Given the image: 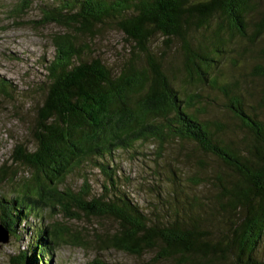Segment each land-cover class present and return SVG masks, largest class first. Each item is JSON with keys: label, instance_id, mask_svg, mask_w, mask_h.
<instances>
[{"label": "trees", "instance_id": "trees-1", "mask_svg": "<svg viewBox=\"0 0 264 264\" xmlns=\"http://www.w3.org/2000/svg\"><path fill=\"white\" fill-rule=\"evenodd\" d=\"M259 1L263 0H58L44 5L35 24L55 25L65 32L52 36L55 54L44 65V98L29 128L35 149L28 152L18 146L11 156L12 163L32 169L34 176L12 198L0 197L1 230L14 238L20 224L30 215L37 216L39 209L72 219L76 208L86 216L114 220L118 231L107 244L133 256L155 252L154 262L171 260L174 264H262L255 253L264 236V122L232 94L227 108L252 139L242 150L225 143L217 129L211 130L188 113L198 96L183 99L161 60H155L148 48L155 35L181 40L185 80L206 81L208 72L216 68L215 58L225 53L220 49L226 44L221 32L245 37V18ZM30 7V0H21L13 10L14 18H21ZM214 17L225 26L217 25L209 44L201 48L204 55H194L187 37L193 30L207 29ZM104 25L115 26L134 42V48L145 55L146 66L138 68L133 58L113 75L100 59H85L86 49L77 44L78 37L93 38L95 29ZM263 34L264 18L254 26L250 42ZM256 72L261 75L262 71ZM6 88L0 78L3 96ZM151 140L159 143L158 158L171 142L192 143L237 177L229 182L216 177L221 190L218 201L224 198L220 206L226 214L223 231L214 235L201 230L200 224L208 219L199 212L207 205L198 200H194L196 212L168 207L161 219H151L123 191L114 154ZM87 166L105 177L102 194L91 195L86 176L76 193L59 188L72 171ZM2 169L0 179L5 180L8 169ZM64 234L60 224L39 227L17 263L51 264L53 248L64 242Z\"/></svg>", "mask_w": 264, "mask_h": 264}, {"label": "rangeland", "instance_id": "rangeland-1", "mask_svg": "<svg viewBox=\"0 0 264 264\" xmlns=\"http://www.w3.org/2000/svg\"><path fill=\"white\" fill-rule=\"evenodd\" d=\"M20 1L0 0V78L7 85V95L0 94V178L2 167L8 169L5 180L0 179V197L7 199L12 198L15 191L34 176L32 169L12 163L11 156L18 146L28 152L35 149L29 128L34 121L35 110L44 98L41 91L44 65L55 54L52 36L65 32L55 25L43 27L35 24L41 18L40 9L44 5H54L58 0H30L31 7L27 13L15 19L13 10ZM263 18L264 0L257 2L252 13L245 18V37H230L221 32L226 44L220 49L225 53L215 58L216 68L209 71L206 81L202 82L189 83L185 80L181 69L184 61L181 49L184 43L181 40H166L155 35L148 43L150 55L155 60H161L166 75L181 97L198 96V101L187 109L188 113L211 126V130L217 129L219 138L240 150L252 138L227 106L235 93L242 98L245 109L264 122V57L261 55L264 34L250 42L254 37V26ZM209 22L207 29L193 30L187 37L186 43H189L194 55H204L201 48L209 44L217 25L226 24L217 17ZM88 38L80 36L77 39V44L86 49L84 58L100 59L113 75H117L133 58H136L133 63L138 68L146 66L145 55L135 49L134 42L127 40L113 25L97 27L94 37ZM257 70L262 71L261 75L257 74ZM233 83L237 84L234 89L231 87ZM185 92V95L182 94ZM158 152L159 143L151 140L138 142L132 150L114 154L113 165L118 169L117 176L121 178L123 191L151 219H161L168 207L196 212L194 200H198L207 205L204 212H199L208 219L200 224L201 230L214 235L223 231L226 214L220 206L224 198L218 201L221 190L216 177H221L224 182L234 181L237 177L220 161L203 154L192 143L171 142L162 150L160 158ZM85 176L89 180L91 195L97 197L102 194L105 177L91 166L72 171L59 188L76 193ZM11 177L13 181H10ZM190 205L192 207L189 208ZM37 212V216L30 215L20 224L16 237L9 235L7 244L0 245V264H18L16 260L29 246L35 230L39 227L48 229L54 224H60L65 234L64 242L53 248L51 264H92L95 261L104 264H174L171 260L154 262L155 252H146L138 257L109 246L107 241L118 231V224L112 219L86 216L76 208L72 209L75 215L72 219L65 218L58 211L50 212L47 208ZM0 237L3 238L2 234ZM255 259L264 264V236Z\"/></svg>", "mask_w": 264, "mask_h": 264}, {"label": "water", "instance_id": "water-1", "mask_svg": "<svg viewBox=\"0 0 264 264\" xmlns=\"http://www.w3.org/2000/svg\"><path fill=\"white\" fill-rule=\"evenodd\" d=\"M1 229L2 228H0V234H2L3 238L0 237V244H7L9 234L5 231H2Z\"/></svg>", "mask_w": 264, "mask_h": 264}]
</instances>
